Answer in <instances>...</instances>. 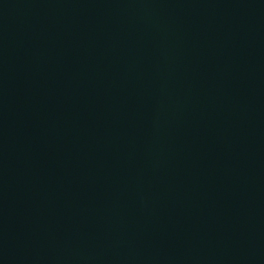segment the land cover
<instances>
[{"label": "water", "instance_id": "1", "mask_svg": "<svg viewBox=\"0 0 264 264\" xmlns=\"http://www.w3.org/2000/svg\"><path fill=\"white\" fill-rule=\"evenodd\" d=\"M129 0H0V264H124Z\"/></svg>", "mask_w": 264, "mask_h": 264}]
</instances>
